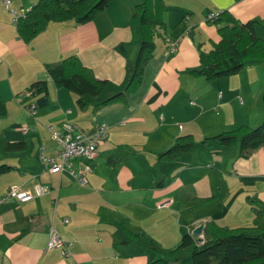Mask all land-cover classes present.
<instances>
[{
	"label": "crops",
	"instance_id": "1",
	"mask_svg": "<svg viewBox=\"0 0 264 264\" xmlns=\"http://www.w3.org/2000/svg\"><path fill=\"white\" fill-rule=\"evenodd\" d=\"M35 1L9 0V8L0 2V93L7 108L0 116V162L11 164L0 172V195L12 182L29 189L41 182L47 190L0 200V264H143L156 257L148 245L124 241L118 221L144 229L164 246L176 244L202 217L229 226L264 222V141L248 156L236 145L200 141L262 119L264 61H248L212 79L190 70L198 65L199 50L219 38L217 24L207 20L210 11L227 8L238 20L255 18L256 33L264 37V0H164L165 33L154 37L138 88L96 106L102 96L124 88L132 69L140 39L138 0H108L86 21L49 20L27 42L11 10ZM165 35L177 38L174 50H168ZM69 53L106 78L102 93L86 96L84 107L48 73ZM38 78L47 80V90L26 97L35 104L31 113L20 96ZM63 118L89 129L107 124L88 158L85 184L65 170L49 171L40 158L41 143L46 152H56L46 125ZM182 133L192 134V148L156 158ZM7 140H22L23 146L7 148ZM143 212L144 224L140 217L134 224L132 214ZM50 225L69 254L46 246ZM189 263L181 258L178 264Z\"/></svg>",
	"mask_w": 264,
	"mask_h": 264
},
{
	"label": "trees",
	"instance_id": "2",
	"mask_svg": "<svg viewBox=\"0 0 264 264\" xmlns=\"http://www.w3.org/2000/svg\"><path fill=\"white\" fill-rule=\"evenodd\" d=\"M107 2L108 0H36L14 21L16 30L29 42L49 20L74 18L77 21H86L104 8ZM164 9V0H138L135 3L134 13L139 19L140 39L132 69L123 89L102 96L93 103L94 106L122 98L124 91L138 88L144 64L153 55L154 37L156 34L165 33ZM207 18L217 24L219 38L209 49L199 50L198 65L190 68L192 72L212 79L236 72L248 61H264V37L256 33L255 18L238 20L227 8L212 10ZM48 73L56 84L75 93V101L80 107L88 103L86 96H99L106 85V78L98 76L91 66L83 63L74 53L64 55L49 66ZM46 90L45 78L33 79L24 91L26 95L21 94L20 99L25 102L26 97ZM30 102L32 101H26L24 105ZM262 104L264 108V87ZM6 110L5 100L0 93V116ZM200 141L206 144L216 141L236 145L241 155L248 156L264 141V114L255 125L240 123L235 127L205 135ZM194 143L191 133L179 134L170 146L157 153L156 158L171 159L180 151L192 148ZM5 146L18 148L23 146V141L7 140ZM10 167L11 164L0 162V172ZM118 222L122 226L124 241L134 240L157 252L156 257L143 264H178L186 255L190 256L189 264H264V222L260 223L258 220L252 224L237 226L206 220L201 240H198L189 227L172 246L162 245L144 229H129L122 221Z\"/></svg>",
	"mask_w": 264,
	"mask_h": 264
},
{
	"label": "built area",
	"instance_id": "3",
	"mask_svg": "<svg viewBox=\"0 0 264 264\" xmlns=\"http://www.w3.org/2000/svg\"><path fill=\"white\" fill-rule=\"evenodd\" d=\"M9 8V0H0ZM21 8L19 11L12 9V19L16 21L19 15H23L27 9L31 7ZM168 50H174L177 44V38L165 35ZM26 108L32 113L35 110L34 102L26 105ZM51 137L56 144V152H46L45 144L39 146L40 158L49 171L61 172L63 170L71 174L78 183L85 184L87 182V173L91 170L88 158L95 154L98 142L107 134V124L99 122L94 128L89 129L79 125L69 119L63 118L58 125L48 123L46 125ZM23 130L27 129L26 125H22ZM47 190L45 183L36 182L32 189L21 187L18 183L12 182L8 184L5 191L0 195L1 199L8 197H16L24 200L31 198L34 194H41ZM66 221L67 218L63 217ZM46 246H61V252L64 255L70 253L67 242L62 235L50 225Z\"/></svg>",
	"mask_w": 264,
	"mask_h": 264
},
{
	"label": "rangeland",
	"instance_id": "4",
	"mask_svg": "<svg viewBox=\"0 0 264 264\" xmlns=\"http://www.w3.org/2000/svg\"><path fill=\"white\" fill-rule=\"evenodd\" d=\"M132 216H134L133 220H132L134 224H136V219H137L136 217H140L142 219V224H144V212L141 213V214H132ZM149 216H153V212H150ZM205 219H206L205 217H202V218H199L198 221L199 222H203V224H204V220ZM195 225H197V223L196 224H190V228L192 229ZM199 235H201V234L199 233ZM185 258L190 261V256L189 255H186V256L182 257V260H184Z\"/></svg>",
	"mask_w": 264,
	"mask_h": 264
},
{
	"label": "water",
	"instance_id": "5",
	"mask_svg": "<svg viewBox=\"0 0 264 264\" xmlns=\"http://www.w3.org/2000/svg\"><path fill=\"white\" fill-rule=\"evenodd\" d=\"M203 225H204L203 222H198L197 225H195V226L191 229L192 233H194V234L197 235L198 240H201V239H202V237L199 235V233H200V231H201Z\"/></svg>",
	"mask_w": 264,
	"mask_h": 264
}]
</instances>
